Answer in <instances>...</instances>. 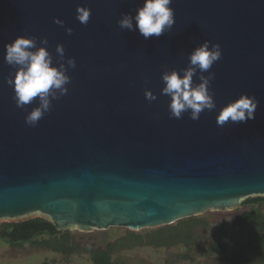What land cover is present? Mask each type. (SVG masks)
Returning a JSON list of instances; mask_svg holds the SVG:
<instances>
[{"label":"water","instance_id":"water-1","mask_svg":"<svg viewBox=\"0 0 264 264\" xmlns=\"http://www.w3.org/2000/svg\"><path fill=\"white\" fill-rule=\"evenodd\" d=\"M77 6L91 9L86 25ZM142 6L0 0V221L40 216L58 232L136 231L264 196V0H172L174 25L148 39L117 23ZM20 36L47 38L54 65L57 44L66 67L76 61L67 94L34 127L25 117L38 104L18 108L5 79L14 72L5 45ZM206 40L222 53L209 70L216 109L170 118L162 72L186 68ZM242 94L259 101L254 119L218 126L219 111Z\"/></svg>","mask_w":264,"mask_h":264},{"label":"clouds","instance_id":"clouds-1","mask_svg":"<svg viewBox=\"0 0 264 264\" xmlns=\"http://www.w3.org/2000/svg\"><path fill=\"white\" fill-rule=\"evenodd\" d=\"M172 0H143V6L136 9V14H122L118 20V26L124 30H137L145 38L161 36L174 25V10L170 7ZM76 19L86 25L90 19L91 9L85 6H77ZM135 21V27L133 24ZM54 23L64 26V22L54 19ZM68 35L72 34L71 28H66ZM35 36L17 37L14 41L5 45V63L14 72L6 77V83L14 90V101L18 108L36 102L34 107L25 117V123L36 126L38 121L51 110L52 101L59 100L68 92L71 78L67 75L69 69L76 67L74 58L66 60L65 49L62 44H57L55 58L48 51L47 38ZM204 41L195 48L188 57V66L184 69L165 70L161 80L163 88L161 94L170 98L168 104L170 118L180 119L186 112H190V119L198 120L200 114L216 109L214 94L210 90L211 81L215 74L210 72L212 65L221 58L219 44H211ZM39 44V46H38ZM207 72L205 76L203 73ZM194 77L200 81L194 82ZM145 98L155 101L157 97L151 90H145ZM259 101L254 97L242 94L238 99L223 107L217 115L216 123L224 126L226 122L246 123L254 119V113Z\"/></svg>","mask_w":264,"mask_h":264},{"label":"rangeland","instance_id":"rangeland-1","mask_svg":"<svg viewBox=\"0 0 264 264\" xmlns=\"http://www.w3.org/2000/svg\"><path fill=\"white\" fill-rule=\"evenodd\" d=\"M250 198L254 197L245 198L241 208L224 212L206 211L193 218L201 222L196 229L198 243L194 246L192 254L194 260L192 258L187 260L177 258L178 255L186 254L185 246L176 241L160 238L157 232L163 226H159L136 231L127 228H110L91 233L69 231L67 233L72 241L80 247L77 251L69 254L33 247L29 243H25L21 248L13 249L0 237V264H41L43 262L49 264H92L91 255L84 251L88 246L102 247L107 243L118 241L130 233L140 236L141 241L132 248H123L114 254L113 260L116 264H227V254H209L206 256L204 249L213 244L241 243L245 240L247 230L245 227L236 224L235 219L243 211L253 207V204H247ZM244 204L246 205L243 206ZM256 209L263 212L264 204L257 206ZM36 218L41 217L0 221V232L8 227L6 225ZM195 260L197 263L194 262Z\"/></svg>","mask_w":264,"mask_h":264},{"label":"trees","instance_id":"trees-1","mask_svg":"<svg viewBox=\"0 0 264 264\" xmlns=\"http://www.w3.org/2000/svg\"><path fill=\"white\" fill-rule=\"evenodd\" d=\"M247 204H253V207L243 211L235 219L236 224L245 227L247 230L245 240L241 243L213 244L204 249L206 256L209 254H227V264H264V211L256 209L257 206L264 204V198H250ZM193 218L190 217L171 225H165L157 232L160 238L176 241L185 246L186 254L177 256L181 260L188 258L194 260L192 254L194 246L198 243L196 229L201 222ZM6 227L0 232V237L13 249L21 248L25 243H29L33 247L65 254L80 249L67 232L56 231L52 223L44 218L22 221L6 225ZM45 236L48 238H43ZM140 241V236L130 233L118 241L107 243L102 247L88 246L84 251L91 255L92 264H116L113 260L114 254L120 249L132 248L138 245ZM41 264L49 263L43 262Z\"/></svg>","mask_w":264,"mask_h":264}]
</instances>
